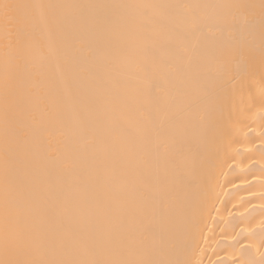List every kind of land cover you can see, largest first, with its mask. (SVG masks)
<instances>
[{
	"label": "bare ground",
	"instance_id": "1",
	"mask_svg": "<svg viewBox=\"0 0 264 264\" xmlns=\"http://www.w3.org/2000/svg\"><path fill=\"white\" fill-rule=\"evenodd\" d=\"M0 264H264V0H0Z\"/></svg>",
	"mask_w": 264,
	"mask_h": 264
},
{
	"label": "snow or ice",
	"instance_id": "2",
	"mask_svg": "<svg viewBox=\"0 0 264 264\" xmlns=\"http://www.w3.org/2000/svg\"><path fill=\"white\" fill-rule=\"evenodd\" d=\"M3 8H4L5 12H7V10L9 9V5L5 4V5H3Z\"/></svg>",
	"mask_w": 264,
	"mask_h": 264
}]
</instances>
